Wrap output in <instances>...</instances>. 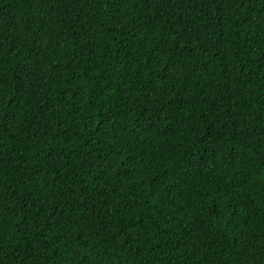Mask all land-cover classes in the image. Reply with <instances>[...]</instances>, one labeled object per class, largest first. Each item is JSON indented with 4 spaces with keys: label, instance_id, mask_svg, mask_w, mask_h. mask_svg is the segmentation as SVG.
<instances>
[{
    "label": "trees",
    "instance_id": "16d2710c",
    "mask_svg": "<svg viewBox=\"0 0 264 264\" xmlns=\"http://www.w3.org/2000/svg\"><path fill=\"white\" fill-rule=\"evenodd\" d=\"M0 264H264V0H0Z\"/></svg>",
    "mask_w": 264,
    "mask_h": 264
}]
</instances>
